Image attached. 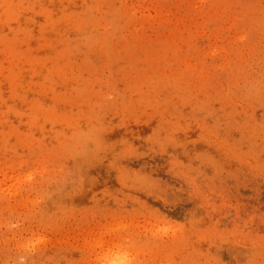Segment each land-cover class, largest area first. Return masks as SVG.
<instances>
[{"label":"rangeland","instance_id":"1","mask_svg":"<svg viewBox=\"0 0 264 264\" xmlns=\"http://www.w3.org/2000/svg\"><path fill=\"white\" fill-rule=\"evenodd\" d=\"M0 264H264V0H0Z\"/></svg>","mask_w":264,"mask_h":264}]
</instances>
